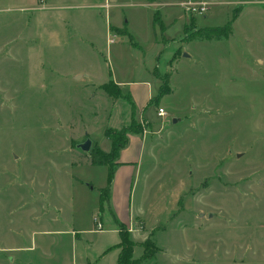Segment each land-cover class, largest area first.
<instances>
[{"label":"rangeland","instance_id":"374dc122","mask_svg":"<svg viewBox=\"0 0 264 264\" xmlns=\"http://www.w3.org/2000/svg\"><path fill=\"white\" fill-rule=\"evenodd\" d=\"M193 1L203 2L180 3L184 37L177 22L162 33L165 47L161 30L163 41L151 42L156 7L145 0H0V249L8 248L0 264H50L42 248L15 257L10 245L90 226L107 176L91 156L110 126L146 135L132 201L151 216L132 228L153 230L142 241L130 236L134 264H264V0H208L222 4L204 2L202 14L188 9ZM233 14L228 38H187ZM109 21L124 23L132 39ZM84 72L104 81L111 72L126 82L125 96L108 97ZM166 75L170 93L148 104L142 81L152 77L159 90ZM87 137L83 151L76 145ZM69 236L56 237L73 264L79 252Z\"/></svg>","mask_w":264,"mask_h":264},{"label":"crops","instance_id":"0c3cea01","mask_svg":"<svg viewBox=\"0 0 264 264\" xmlns=\"http://www.w3.org/2000/svg\"><path fill=\"white\" fill-rule=\"evenodd\" d=\"M183 0H179L177 3H166L163 4L159 0H145L146 4L152 6L154 5L156 8L153 10V13L151 14L150 19L148 20V23L150 22V26L152 28V39L151 42L156 46L157 41H155V38L159 35H157V30H160L158 26L153 25V16L155 13L159 14L160 20L163 23V29L160 31V34L163 38L158 41H163V45L169 44L167 43L168 40L165 38V36L162 33H168V30L179 22L182 24V30L183 34L182 36L184 37V31H186L185 25L188 22L187 20V13H185L184 9L181 7L180 3ZM203 2H206L208 4H211L212 6L222 4V1H208V0H202ZM224 3V2H223ZM159 5H164L168 8H163L158 9ZM107 12L106 16L108 15V18L111 15V10L110 8L111 5L110 3H104L102 5ZM110 10V11H109ZM109 11V12H108ZM171 11H173L175 14H178L177 17L175 18H170L169 16L171 15ZM205 17V16H204ZM110 22V21H109ZM125 24H127V21H123ZM123 23V24H124ZM122 26H119L117 24H112L110 22L109 24V30L113 27L115 28L114 30L116 32H119V30H123L124 34H129L125 24ZM54 34V33H53ZM120 34V33H118ZM130 35V34H129ZM130 39H132L131 35L129 36ZM165 43V44H164ZM162 45V46H163ZM139 46V45H138ZM137 46V47H138ZM140 49L142 50V47L139 46ZM165 47H167L165 45ZM184 58H186L184 56ZM180 60L174 61V63L178 64ZM81 70H78L74 72V75H78V72ZM86 75V72H84ZM102 75V74H101ZM112 76V79L109 78L108 80H112L121 90V92H124L126 87V82L125 81H120L117 80L111 72H109V76ZM86 77H88V81L91 87H96L103 85L104 83H107V81L104 80H99L97 77V74H94L93 77H90L89 74L87 73ZM103 79V78H101ZM91 80V81H90ZM131 86V82H128ZM146 86V98H148L149 103L152 104V100L155 98V95L157 93V89L159 87V84H156L153 80L152 77H149L146 81H142V85ZM153 86L156 87L155 92H153ZM102 91V89L100 88ZM157 90V91H156ZM131 91V89H130ZM104 92V91H103ZM136 93V91H135ZM135 93L132 91L131 96L133 98V101H137V96ZM123 95V94H122ZM128 95V94H127ZM129 96V95H128ZM134 104V103H133ZM147 109V107H145ZM146 109H142L140 116L145 118V120L151 125V121L145 115ZM111 127V126H110ZM108 127V128H110ZM107 128V129H108ZM114 128V127H111ZM104 129V130H107ZM146 135H143L142 133H131L128 135V141L126 143L125 148L120 150L117 158H116V163L114 165V173H113V179L109 188V196L108 200L104 203L105 207H102L100 209L99 206V191H96L97 196L94 197V205L97 207L94 209L96 210L95 215L92 214V216L98 217V220L102 224V229L101 230H96L95 229V224L92 221L90 226L87 229H82V230H76L74 228H71V230H46L44 236H47L46 238L51 240V242H48L46 244L42 245H37V244H31L28 247H24L20 245V243L17 241V239L13 240V245H10V249L12 250V253L16 256H19L17 252L21 251H33V248L36 249L37 247L44 249V256H47V261L50 264H72L69 260L68 254L65 252L64 248H62V242L61 238H57L56 236H61V235H67L69 234L70 236V242L71 245L75 247V249H78L79 252V258L73 263V264H115L117 261V258L120 253V247L118 246L121 237L119 236V229L120 225L123 224L129 231V235L132 236L134 239L137 237H142L140 240L142 241L144 238H147L146 234H150L152 229V226L150 224V228L144 226L143 228H137L133 229L132 225L133 222L136 220H142L145 219L146 217L151 216L147 212V207L144 205V202L139 200V202L133 197L132 201V195L134 193V188L136 187L137 183L139 182L140 179V168H141V163H142V154L144 151V141L146 140ZM106 145L104 143V147H101V150L104 152H109L110 150V141L109 139H105ZM134 142L135 147L133 148L131 143ZM100 145V144H99ZM100 148V147H99ZM74 163V162H73ZM72 163V164H73ZM94 166V165H91ZM70 176H74L72 173L69 174ZM106 175H107V167H106ZM108 176V175H107ZM107 176L105 182L102 183V186H99L101 188L105 187L106 182H107ZM76 177V176H74ZM78 181L85 182L84 179L78 178ZM75 181V180H74ZM76 185H78V182H76ZM81 185H83L81 183ZM86 187L90 190H94V186L90 182H87ZM83 194H87L85 197L88 196V192L85 190H81ZM72 205L75 204V201L71 202ZM73 208V207H72ZM146 220V219H145ZM159 220V219H158ZM148 221V220H147ZM153 221V220H152ZM153 223V222H152ZM148 224V223H147ZM130 228H132L130 230ZM56 233V234H55ZM51 235L53 237H51ZM53 246V247H52ZM8 249V248H6ZM5 248H1L0 251L3 252V250H6ZM63 249V251H62ZM10 252V251H9ZM12 263V262H11ZM13 264V263H12Z\"/></svg>","mask_w":264,"mask_h":264},{"label":"trees","instance_id":"16d2710c","mask_svg":"<svg viewBox=\"0 0 264 264\" xmlns=\"http://www.w3.org/2000/svg\"><path fill=\"white\" fill-rule=\"evenodd\" d=\"M236 14H233L231 17V20L221 27H214V28H199L198 30H195L192 34L187 35L188 39L192 38H204L206 40H214V39H220L222 37L228 38L229 31H230V25L231 21L235 20ZM153 25L158 26L160 30L163 29V23L160 20L159 14L155 13L153 16ZM130 36V35H129ZM132 45L137 46L135 43H132ZM169 75H166L163 79V82H165L164 85L158 90V93L155 95V98L153 99L154 102H158V100L161 98V96L165 94H169L170 90L166 87V85L169 83ZM100 88L104 91V93L109 97L113 98H122L124 97L121 93L120 88L112 81L108 80L107 83H104L100 86ZM114 89V90H112ZM128 98H130L128 96ZM130 104L132 106V109H134V104L130 98ZM140 133L141 129L140 126L137 128L133 127H123L121 129H115V128H108L105 132L106 137L110 140V150L109 152H104L100 148L96 147V150L94 154L91 156V164L92 165H104L107 167V182L105 187L99 188V206L100 209L103 207L102 205L108 200L109 196V188L113 179V173H114V165L116 163V158L123 148H125L126 143L128 141V135L131 133ZM119 236L121 237V241L119 243L120 247V253L117 258V261L115 264H134L136 263L132 259V247L134 245L133 240L130 238L128 229L121 224L119 229ZM150 244V242H147Z\"/></svg>","mask_w":264,"mask_h":264},{"label":"built area","instance_id":"2783aa9c","mask_svg":"<svg viewBox=\"0 0 264 264\" xmlns=\"http://www.w3.org/2000/svg\"><path fill=\"white\" fill-rule=\"evenodd\" d=\"M194 2V1H193ZM186 4H189V5H192V7H189L188 9L193 12V13H204L206 11V5L204 2H194V3H190V2H186ZM160 116H165L166 113L163 111L162 108H159L158 109V112H157ZM92 221L94 222L95 224V229L97 230H101L102 229V224L101 222L98 220V217L94 216L92 218ZM132 228H130L131 230Z\"/></svg>","mask_w":264,"mask_h":264},{"label":"water","instance_id":"95a60500","mask_svg":"<svg viewBox=\"0 0 264 264\" xmlns=\"http://www.w3.org/2000/svg\"><path fill=\"white\" fill-rule=\"evenodd\" d=\"M188 57L189 55L184 52L183 57ZM79 149L81 148L83 151H89L91 149V140L87 137L83 142H79V144L76 145Z\"/></svg>","mask_w":264,"mask_h":264}]
</instances>
